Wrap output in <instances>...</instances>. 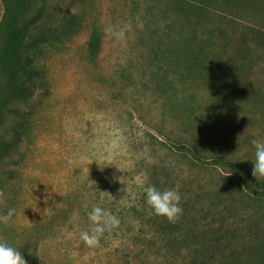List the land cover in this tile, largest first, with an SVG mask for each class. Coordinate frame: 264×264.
<instances>
[{
  "label": "rangeland",
  "instance_id": "374dc122",
  "mask_svg": "<svg viewBox=\"0 0 264 264\" xmlns=\"http://www.w3.org/2000/svg\"><path fill=\"white\" fill-rule=\"evenodd\" d=\"M26 3L29 15L45 4V17L69 11L83 24L34 55V99L20 116L12 112L0 65V136L14 155L7 168L13 172L3 179L18 204L3 232L25 248L28 264H264V199L249 193L240 173L212 164L236 162L264 190L250 161L251 140L264 138V45L246 24L216 16V23L200 25L196 13L182 24L171 0ZM191 25L205 53L219 56L248 94L216 91L201 75L183 76L182 64L169 62ZM96 32L101 48L92 58L88 42ZM180 139L209 164L177 154L172 142ZM147 167L177 183L181 198L206 217L202 246L181 254L158 250L135 222L132 208L141 203ZM94 206L110 214L119 208L111 214L119 224L90 247L81 233L92 230Z\"/></svg>",
  "mask_w": 264,
  "mask_h": 264
},
{
  "label": "trees",
  "instance_id": "16d2710c",
  "mask_svg": "<svg viewBox=\"0 0 264 264\" xmlns=\"http://www.w3.org/2000/svg\"><path fill=\"white\" fill-rule=\"evenodd\" d=\"M5 6V14L0 25V40L3 45L0 49V65L6 76V87L11 97H13L15 115L22 113L30 106L34 99L33 88L37 85L36 73L37 64L34 55L39 52L42 46L53 44V41H60L76 34L83 27L82 19L78 13L66 12L56 16L45 17L46 5L36 8L34 14L29 15L26 0H2ZM178 10L175 18H180V23L189 24L191 16L195 13L200 15V25L216 23V16H222L231 24H246V29L251 36L264 45V0H171ZM180 13L185 16L179 17ZM183 19V20H182ZM209 20H214L209 22ZM259 24H263L262 27ZM189 35H182L183 46L175 49V58H171L170 63H181L184 69L183 76L188 78H198L211 84L216 91L221 87H229L242 94L247 93V86L240 84V77L229 67L220 66L216 61L219 56L212 57L205 53L203 42H199L197 34L193 31V25L189 26ZM100 36L93 33L88 42L89 56L95 58L100 51ZM211 57L213 59H211ZM216 61V62H215ZM132 75V74H131ZM131 82L132 78H127ZM186 81L182 80V84ZM8 102L3 104L6 108ZM11 104V103H10ZM162 146L167 147L165 143ZM177 154L181 157L192 159L200 164H209L206 157L197 150L193 143L176 140L172 142ZM14 159L12 147L3 142L0 136V214L8 208H15L18 204L10 200L7 186L3 175L11 174L12 170L7 169L9 163ZM14 164L17 163V161ZM212 164L228 166L230 170L240 173L244 180V186L249 193L256 194L264 199V190H257L253 182V177L249 171L241 167L236 162L222 159H215ZM155 167V166H154ZM147 167L146 175H143V182L151 183L158 189L175 188L177 183L168 177L163 179L160 173L151 171ZM13 174V173H12ZM168 176V175H167ZM141 196V203L132 209L135 213V222L141 224L146 229V237L152 241L158 250H165L172 254H181L185 251L195 250L199 245H203L207 238L208 230L202 225L206 217H202L199 210L191 206L188 199H181L183 214L181 218L170 223L166 218L156 216L145 203L143 194V184L138 188ZM185 197V196H184ZM117 206V205H116ZM116 206L111 214H116ZM16 215V214H15ZM14 215V216H15ZM119 213H117V216ZM5 225L0 224V235L21 250L23 256H27L25 248L17 245L14 240L3 232Z\"/></svg>",
  "mask_w": 264,
  "mask_h": 264
},
{
  "label": "clouds",
  "instance_id": "9594fccd",
  "mask_svg": "<svg viewBox=\"0 0 264 264\" xmlns=\"http://www.w3.org/2000/svg\"><path fill=\"white\" fill-rule=\"evenodd\" d=\"M254 148L253 176L260 181L264 179V138L251 140ZM101 167V162H96ZM102 169V168H101ZM118 169V168H117ZM143 184V194L145 203L156 216L166 218L170 223L177 222L182 214L181 195L175 188L158 189L151 183L141 182ZM15 208H8L3 214H0V224L7 226L14 215ZM88 218L92 222V230L81 233V239L90 247L99 244L102 233L119 224V220L112 216L107 210L94 206L88 213ZM0 264H28V261L22 255L21 250L11 244L7 238H0Z\"/></svg>",
  "mask_w": 264,
  "mask_h": 264
},
{
  "label": "crops",
  "instance_id": "0c3cea01",
  "mask_svg": "<svg viewBox=\"0 0 264 264\" xmlns=\"http://www.w3.org/2000/svg\"><path fill=\"white\" fill-rule=\"evenodd\" d=\"M5 14V6L2 0H0V25Z\"/></svg>",
  "mask_w": 264,
  "mask_h": 264
}]
</instances>
